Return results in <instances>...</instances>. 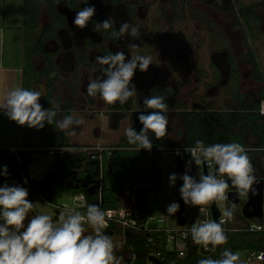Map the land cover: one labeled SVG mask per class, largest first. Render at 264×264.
<instances>
[{"label":"flooded vegetation","instance_id":"flooded-vegetation-1","mask_svg":"<svg viewBox=\"0 0 264 264\" xmlns=\"http://www.w3.org/2000/svg\"><path fill=\"white\" fill-rule=\"evenodd\" d=\"M20 4L22 64L7 74H17V87L40 91L42 96L39 103L44 109L57 112L55 120L68 116L74 109L73 105L79 107L77 116L80 119L94 111L99 116L106 117L109 131L123 132L117 137L116 144L102 145L113 148L111 153L116 150H128L117 146L118 142L126 137V128L133 127L137 131L143 127L138 115L151 111L143 104L145 97L151 95L166 98L169 106L167 116H176L178 119L176 139L166 137L177 141L180 140L178 133L182 131L183 113L235 111L243 104L246 108H252L259 93L263 91L262 88L256 97L250 93L232 95L234 97L231 96V104L226 109H214L211 106V102L214 103L220 97L222 89L238 76L237 62L231 59L229 50L222 46L227 39L222 34V20L224 16H231L229 18L233 27H241L242 31L248 32L246 35L250 39L253 34L250 32H263V1L237 7L230 5L229 0H20ZM88 5L95 6L96 14L88 27L81 30L73 24V20L76 13ZM109 16L117 21L113 29L97 31L96 24ZM242 16H251L247 19V24ZM122 21L136 26L141 35L123 39L113 36L112 32L118 30ZM208 39L211 41L207 42ZM211 42L218 48L222 47L217 49L215 46L210 49V73H197L196 68H201L203 64L195 56L198 50L204 47L206 49V43ZM116 51L124 52L128 59L136 54L150 55L152 64L146 72H140L139 69L135 72L132 83L135 85L137 96L131 97L124 105L116 103L109 106L98 94L95 97L89 96L86 88L90 79L100 76L107 68V65L98 64L96 57ZM247 56L242 60L251 67L248 77L257 82V75L252 76L256 69L253 55L251 62ZM172 72L184 77L186 83L191 79L192 72L202 79L196 86L187 90L185 99H180L178 82ZM11 81L9 75V86ZM238 97L240 100H237ZM44 100H47L46 103ZM246 101L248 102L245 104ZM87 116L92 118L91 115ZM44 128L47 132L41 135L40 144L35 146L31 143L33 147H24V139L19 147L30 153L34 149L42 151L49 159L40 183H34L33 190L42 198L41 190L51 191L56 197L58 190L65 189L68 185L78 189L80 185L91 180H98L100 187L102 182L99 179V170L98 174L94 173L95 160L90 158L95 154L78 150L82 147H92L95 143L76 145L71 139L80 133L83 124L74 126L76 134L69 136L62 133L55 123L50 125V128ZM100 131L99 128L96 129L94 136H100ZM109 131L104 132V135L108 136ZM100 155L102 158H110L112 154ZM45 176H48V179L46 185H43L42 179Z\"/></svg>","mask_w":264,"mask_h":264},{"label":"clouds","instance_id":"clouds-1","mask_svg":"<svg viewBox=\"0 0 264 264\" xmlns=\"http://www.w3.org/2000/svg\"><path fill=\"white\" fill-rule=\"evenodd\" d=\"M95 14L94 5L85 6L76 13L73 24L83 30ZM116 23V19L109 16L99 21L95 29L107 31L113 29ZM112 35L123 39L139 37L141 33L136 26L122 21ZM96 62L107 65V68L100 76L89 80L87 94L92 97L98 94L109 106L116 103L124 105L131 97L138 95L132 83L136 70L146 72L152 64V57L136 54L128 59L124 52L116 51L97 56ZM41 96L40 91L19 86L12 88L0 99V112L20 127L41 130L46 123H55L65 135H75L74 126L82 125L83 119L68 115L62 120H55L57 112L44 109L39 103ZM143 104L151 111L138 115L143 126L141 130L137 132L133 127L124 130L128 144L135 145L137 152L141 149L151 151L153 144L150 134L157 140L168 134L169 106L166 98L150 95L143 99ZM184 150L191 154L196 167L205 163L209 167L216 166V173L201 175L199 180L188 174L190 162H186L183 175H169V187L175 186L177 179L182 181L179 194L185 205L196 206L203 211L213 203L226 201L230 187H234L240 196L257 194L253 186L260 181L255 175L248 150L242 144L231 142L206 146L203 140H197L193 148ZM176 155H180L179 149ZM0 176H9L7 165L0 166ZM28 197L29 190L21 184L9 185L5 182L0 185V264H125L124 256L118 255L123 249V243L114 241L106 234L112 218L111 212H106L99 204H87L85 198L80 196L74 206H65L55 221L52 215L44 213L30 217L36 203ZM81 207H86V212L79 211ZM233 209L234 206L224 209L219 222L206 220L193 224L190 229L193 242L204 248L211 246L213 251L217 246L227 244L228 236L223 225L234 220ZM179 210L180 204L175 201L166 207L169 216H174ZM89 229L90 234H86ZM136 259V253L131 252L129 260L132 264ZM198 264L242 262L239 253L225 248L221 258H204Z\"/></svg>","mask_w":264,"mask_h":264},{"label":"rangeland","instance_id":"rangeland-1","mask_svg":"<svg viewBox=\"0 0 264 264\" xmlns=\"http://www.w3.org/2000/svg\"><path fill=\"white\" fill-rule=\"evenodd\" d=\"M264 0H229V4L232 6L237 7L238 5H245L252 2H260ZM22 7L20 4V0H0V99L3 98L5 93L17 87V74L11 73L7 74L6 72H11L13 69L18 68L22 64V57H21V27H22ZM231 16H224L222 20V28H223V36H226V40L222 43L224 49H228L231 59L237 62V69H238V76L233 82L227 84L221 91L220 97L213 103L211 102V106L214 109H226L229 107L230 99L232 95H244L250 93L251 95L255 96L257 93L263 88L264 91V28L263 32H250L253 34L250 35V39L247 38V33L242 31L241 27H233V22H230ZM234 18V17H233ZM211 40H207L210 42ZM208 46L206 49L205 47L198 50L196 58L198 61H201L203 66L201 68H196V72H204L208 73L210 71L208 60H209V52L211 47L214 48V43H206ZM212 45V46H211ZM222 46L217 47L220 49ZM253 55L254 63L256 65V69L253 71L252 76L255 74L257 75V82L253 81L250 75V65L243 63L244 58H246L247 53ZM194 57V56H193ZM192 57V61L194 58ZM243 63V64H242ZM6 71V72H5ZM210 73V72H209ZM208 73V74H209ZM247 73V75H246ZM173 76L177 79V84L179 91L178 97L180 99L186 98V92L192 86H196V83L200 82L202 79L200 76H197L195 73H191V79H188L186 83L184 81V77H180L179 74L172 72ZM11 75V86L7 88V81ZM194 78L197 79V82L194 83ZM182 87H181V84ZM262 92V91H261ZM234 97V96H232ZM236 99V98H235ZM240 100V97L237 98ZM47 100L43 102L46 103ZM210 103V102H208ZM187 106V105H186ZM73 110L69 113L76 118H79L77 114L79 113V107H75L73 105ZM87 115H91V119L88 118ZM84 116V123L83 128L81 129L78 135L72 137V141L77 143L76 145H86L95 143L93 146L105 145L108 146L110 144H116V139L119 135L123 134V132L117 131H109L107 129V120L106 117L99 116L97 112L89 113ZM81 117V116H80ZM169 124H168V134L167 137L170 139H176L177 134L176 126H178V119L176 116H168ZM45 127L50 128V125L47 123ZM100 129V136L95 137L94 131L96 129ZM109 131V135H104V132ZM47 130L41 129L37 130L35 128H28V127H20L15 122L9 120L2 112H0V149H7L6 147L13 146V147H20L21 141L23 138L30 143H33L35 146L40 144L41 135L46 133ZM69 136V135H68ZM97 143V144H96ZM30 164L26 167V172L30 178L34 181V183H40L42 176L44 175L49 159L42 151H36L35 149L30 153ZM112 154V153H110ZM113 157L103 158L101 162L102 169L108 173V179L115 182L116 176L114 174L111 175V171L113 168ZM158 166L161 176V183L160 188L153 191L155 193V198L159 201V213H162L165 217V226L171 227L174 225L173 216H169L166 213V207L174 201V186L169 187L168 177L170 174L174 173L173 168V156L170 154H165L163 156L158 157ZM99 168V166H98ZM195 177L198 180V177L194 174H189ZM111 178V179H110ZM109 182V181H108ZM118 184L114 185L116 188ZM125 186L131 187L133 189L139 187H148L143 181H134L132 179L127 180ZM121 188H124L122 186ZM149 189V188H148ZM29 190V200L36 203V207L32 213H30V217L35 214H49L54 217V210L47 205V203L41 198L40 195L33 189ZM82 190V189H81ZM76 191V192H75ZM73 190L72 193L63 191L58 194L51 202L56 205L65 204L70 206V195L78 193V189ZM151 192H146V206L145 208H141L139 210L140 216L142 218H146L147 214L149 213L148 204L151 202ZM70 193V194H69ZM238 202L237 204H229L226 201H222L217 204V207L222 214L223 210L226 208H233L234 206V220L231 223H227L228 226H233L235 228H246L252 225H256V220H246L243 219L240 215V208L246 202V196H240L238 193ZM197 209L196 206L185 205L183 203V214L185 223H195L199 218L197 216ZM55 221V218L53 219ZM91 229H89L90 234ZM113 240L116 242H120L121 238L118 235L112 236ZM168 249V248H167ZM206 250V248H203ZM236 253L240 254V259L242 264H245L246 260V253L244 251H235ZM259 264V263H253Z\"/></svg>","mask_w":264,"mask_h":264},{"label":"trees","instance_id":"trees-1","mask_svg":"<svg viewBox=\"0 0 264 264\" xmlns=\"http://www.w3.org/2000/svg\"><path fill=\"white\" fill-rule=\"evenodd\" d=\"M245 11L247 10L245 9ZM246 15H248V12H246ZM242 17L247 24V19H250L251 16ZM251 58L252 55L249 54L247 56L249 62H251ZM261 100H264L263 91L259 93L258 99L252 108H246L243 104V106L235 109V111H213L203 114L196 111L185 112L181 115L182 131L178 133V139L180 140L172 141L167 137L157 140L150 134L153 144L152 148L168 146L194 147L197 140H203L206 146L216 143L237 142L244 147L263 148L264 115L258 114V104ZM139 131L137 130V132ZM23 142L24 147H33L29 141L25 140ZM117 146L128 148V150H116L111 155L113 157L112 171L114 176L119 179V186H125L127 180L132 179L134 181H143L147 184V189L149 188L152 191L159 189L161 176L158 166V152L143 149L137 152L136 146L128 144L126 137L122 138ZM28 153L29 155L25 158V164H23L20 159L18 163L15 156L7 149H0V166L7 165L9 172V176L7 177L0 176V185L7 182L9 185L15 183L21 184L27 189H35L34 181L28 177L26 172V167L30 164V151ZM248 155L255 168L256 177H262L260 154L253 152L248 153ZM94 170V173L98 174L99 168L96 160L94 161ZM20 172L24 175L27 183H24L20 178ZM107 174L106 172L105 175ZM73 190L75 191L71 185H68L67 188L58 190L56 196L63 191L72 193ZM78 190V193H84V190L80 188ZM116 193L115 189L102 188L100 192V207L103 210L114 208ZM86 201L88 204H95V197L86 198ZM260 221L262 220H256V222ZM106 234L111 237L114 235L120 236L123 249L118 252V255L124 256L125 264H132L129 260L131 252H135L137 256L134 264H146L148 249L145 247V243L147 236H151L157 242L153 246V249L159 250L163 255V261L159 264H198V261L204 258H221V253L225 248L233 252H253L262 250L263 248L262 236L259 233L226 232L228 236L227 244L217 246L215 251L212 250L211 246L203 250L204 247L196 245L191 238V234H189L186 239L183 256L177 257L174 253L166 250L164 244L161 242L160 235L156 233L147 235L143 232L121 230L110 223L106 229Z\"/></svg>","mask_w":264,"mask_h":264},{"label":"built area","instance_id":"built-area-1","mask_svg":"<svg viewBox=\"0 0 264 264\" xmlns=\"http://www.w3.org/2000/svg\"><path fill=\"white\" fill-rule=\"evenodd\" d=\"M258 114L264 115V100L261 101L258 105ZM193 147H182V146H168V147H158V148H152V150L158 152L159 156H163L165 154H170L174 157H177L182 165V172L184 174L186 170V162H190L188 165V174H194L198 177V180L200 178V167H196L194 164V161L192 160L191 154L186 152L184 149H190ZM245 148L248 150V153L257 152L260 154L261 159V167H262V177L260 179L263 180L264 183V147L263 148H254L245 146ZM22 148H9L7 149L10 153H12L16 160L19 163V158L16 154L18 150ZM179 149L180 155H176V150ZM81 152H85L87 154H95L91 156L90 158L93 160H96L99 166V179L102 182L99 189L96 191L95 195V204L101 205L100 200V192L103 187L109 188V189H115L117 191L115 199L116 204L114 208L105 209L106 212H111L112 218L109 220V224H114L116 227L120 228L121 230H131L133 232H143L147 235L156 233L160 235L161 242L164 244L167 251L174 253L177 257H182L185 251L186 246V239L189 234H191L190 229L193 224H198L201 222H204L206 220H210L209 218V211L207 207L204 208L203 211L200 210L198 207L197 209V216L198 220L195 223H185L182 226H176L175 224L173 227L165 226V217L162 213L156 212H149L146 216V218H142L140 216L139 210L141 207L139 205L134 204L132 199V191L133 188L130 189L128 186H124V188H121L119 186V180H109L108 176H105L106 172H103L101 162H102V156L100 154L104 153L105 155L109 156L110 153L114 150L113 148L104 147L102 145H95L92 147H82L78 149ZM207 169V174L209 173H216L215 165L209 167L207 163L204 164ZM104 174V175H103ZM30 178V176H28ZM20 178L25 181V177L20 172ZM117 178V177H114ZM225 179L227 177H224ZM111 179V178H110ZM109 181V182H108ZM118 184L116 188H114V185ZM264 191V187H263ZM235 192L238 194V191L235 190ZM83 196L86 200L85 193H76L70 195V206H74L78 201L77 198ZM92 197V196H91ZM87 202V201H86ZM49 207H51L54 210V213L56 212V215H54L55 220L58 218L60 211L63 210V208L67 205L61 204L56 205L52 202H46ZM88 204V203H87ZM81 212H86V207H81L78 209ZM222 218V214L220 213L217 222L220 221ZM262 221L256 222V225H252L250 227L246 228H235L227 226V223L223 225L226 232H248V233H259L262 236V250L259 251H253V252H245L247 257L245 260V264H253V263H259L264 264V217L260 219ZM149 224H154L155 229L154 230H148L146 229V226ZM157 244L156 241L151 236H147L145 247L148 249V256H151L157 260V264L163 261V255L159 250L153 249V246ZM168 248V249H167ZM146 257V258H147ZM146 264H154L150 261H147Z\"/></svg>","mask_w":264,"mask_h":264},{"label":"water","instance_id":"water-1","mask_svg":"<svg viewBox=\"0 0 264 264\" xmlns=\"http://www.w3.org/2000/svg\"><path fill=\"white\" fill-rule=\"evenodd\" d=\"M18 158L21 160L23 164H25V158L28 155L27 150L20 149L16 152ZM173 168L174 173L177 174L179 177L180 175H183L182 172V165L180 160L177 157L173 158ZM216 170V166H215ZM200 175H207V169L205 165L203 164L200 166ZM48 179V176H45L44 179H42V184L46 185V180ZM227 179V178H226ZM258 181H260L258 184L254 185L253 187L256 189L255 195L252 193H249L248 196H246V202L241 206L240 208V215L243 219L246 220H260L263 217V211H264V183L263 180L260 178H257ZM230 184V181H229ZM182 186V181L180 179H177L176 184L174 186V201L180 204V210L173 216L174 224L176 226H182L184 224V214H183V201L180 198L179 194V188ZM79 188L84 190V193L87 198H90L91 196L95 195L96 191L99 189V181L98 180H91L88 181L86 184H82L79 186ZM146 190L147 187H139L135 188L132 191V199L134 204L139 205L141 208H145L147 200H146ZM234 187H230L228 191V199L226 202L229 204H237L238 202V194L235 192ZM43 196L42 199L45 202H51L55 194L51 191L46 192V190H41L40 192ZM151 202L148 204V210L149 212H156L159 210L160 205L159 201L155 198V193L151 192ZM207 209L209 211V218L210 220L216 221L220 215V211L217 207L216 203H213L210 206H207ZM56 215V212L54 213ZM146 229L148 230H154L155 225L149 224L146 226ZM147 261H150L154 264H157V260L151 256H148Z\"/></svg>","mask_w":264,"mask_h":264},{"label":"crops","instance_id":"crops-1","mask_svg":"<svg viewBox=\"0 0 264 264\" xmlns=\"http://www.w3.org/2000/svg\"><path fill=\"white\" fill-rule=\"evenodd\" d=\"M6 72V71H5ZM8 72V71H7ZM6 72V73H7ZM8 79V81H7V88L9 87V78H7ZM7 149H9V148H19V147H13V146H9V147H6ZM132 150V149H131ZM113 174V171H111V175ZM115 180H119L118 178H115ZM263 214H264V211H263ZM263 217H264V215H263ZM262 217V218H263ZM171 227H173V226H171ZM230 227H233V226H231L230 225Z\"/></svg>","mask_w":264,"mask_h":264}]
</instances>
